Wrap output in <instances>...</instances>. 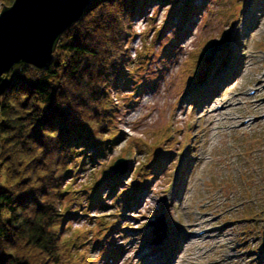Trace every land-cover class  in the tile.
<instances>
[{
    "label": "rangeland",
    "instance_id": "obj_1",
    "mask_svg": "<svg viewBox=\"0 0 264 264\" xmlns=\"http://www.w3.org/2000/svg\"><path fill=\"white\" fill-rule=\"evenodd\" d=\"M262 2L192 0L193 21L153 3L136 18L133 74L112 90L119 134L106 156L81 165L74 187L109 181L108 172L119 182L113 194L102 189L101 204L71 206L78 214L60 232L79 245L72 264H264ZM227 34L229 45L205 61ZM204 68L212 77L196 79ZM155 157L163 168L127 203L122 193ZM117 214L118 226L98 238L97 223L110 227Z\"/></svg>",
    "mask_w": 264,
    "mask_h": 264
},
{
    "label": "trees",
    "instance_id": "obj_2",
    "mask_svg": "<svg viewBox=\"0 0 264 264\" xmlns=\"http://www.w3.org/2000/svg\"><path fill=\"white\" fill-rule=\"evenodd\" d=\"M191 2L91 0L82 18L62 35L46 69L22 67L17 72L0 97V264H72V248L79 250V245L62 241L60 232L78 214L71 206L90 209L102 200L104 187L113 194L119 182L106 172L109 181L83 190L74 187L81 165L106 156L119 134L112 90L133 74L128 44L134 21L145 17L153 3H170L169 17L176 12L193 21ZM231 53L227 48L223 58L229 60ZM212 75V68H204L196 79ZM157 159L151 169L138 171L140 184L122 193L127 203L131 197L134 205L152 171H161L163 163L153 165ZM119 216L110 227L106 219L97 223L98 238L105 231L106 239Z\"/></svg>",
    "mask_w": 264,
    "mask_h": 264
},
{
    "label": "water",
    "instance_id": "obj_3",
    "mask_svg": "<svg viewBox=\"0 0 264 264\" xmlns=\"http://www.w3.org/2000/svg\"><path fill=\"white\" fill-rule=\"evenodd\" d=\"M91 0H0V97L22 67L46 69L65 31L83 16ZM229 45V34L211 42L205 60ZM1 186V183H0ZM164 216L160 220L164 222ZM264 235V233H263ZM264 240V237H263Z\"/></svg>",
    "mask_w": 264,
    "mask_h": 264
},
{
    "label": "bare ground",
    "instance_id": "obj_4",
    "mask_svg": "<svg viewBox=\"0 0 264 264\" xmlns=\"http://www.w3.org/2000/svg\"><path fill=\"white\" fill-rule=\"evenodd\" d=\"M2 1V0H1ZM1 5V4H0Z\"/></svg>",
    "mask_w": 264,
    "mask_h": 264
}]
</instances>
